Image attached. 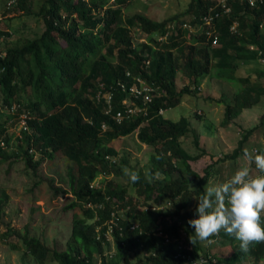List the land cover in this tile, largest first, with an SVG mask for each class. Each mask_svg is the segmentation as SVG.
<instances>
[{"label": "trees", "instance_id": "obj_1", "mask_svg": "<svg viewBox=\"0 0 264 264\" xmlns=\"http://www.w3.org/2000/svg\"><path fill=\"white\" fill-rule=\"evenodd\" d=\"M256 3L227 0L230 11L225 13L217 0H190L185 11L155 21L140 12L124 15L128 0L8 1L37 16L44 29L0 49V163L20 156L35 170L62 151L77 170L70 173L74 199L68 207L77 206L82 213L73 219L64 248L50 247L26 229L18 233L21 249L39 264L48 259L57 264H111L104 255L111 237L124 264H131L138 250L143 256H136L134 264H194L199 258L204 259L201 264L262 261L264 240L241 250L239 241L223 229L210 237L222 236L232 252L215 262L206 247L191 243L193 229L186 222L195 215L194 197L203 194L210 170L195 172L190 162L199 155L180 144V137L190 131L189 120L181 116L173 121L159 112L179 104L183 94L196 92L206 76L238 85L233 101L225 103L224 123L258 102L262 84L248 85L249 75L239 72L247 61L264 62V3ZM206 14L212 17L211 26L203 20ZM132 28L141 31L144 41L136 40ZM208 29L217 35L218 46L206 34ZM8 36L0 31V39L7 41ZM178 71L189 80L180 88ZM137 76L153 88L152 100L145 113L117 122L112 115L129 97L117 82L131 84ZM107 92L113 94L109 112ZM23 114L27 128L21 127L16 138L7 135L6 126ZM135 130L142 142L155 146V153L146 173L138 172L140 180L129 183L133 196L129 187L107 179L110 173L118 176L120 168L106 156L117 155L108 145L111 140ZM101 175L104 180L98 179ZM7 199L0 186V218Z\"/></svg>", "mask_w": 264, "mask_h": 264}, {"label": "rangeland", "instance_id": "obj_2", "mask_svg": "<svg viewBox=\"0 0 264 264\" xmlns=\"http://www.w3.org/2000/svg\"><path fill=\"white\" fill-rule=\"evenodd\" d=\"M8 1L0 0V31L10 33L7 41L6 37L0 39V49L5 43L7 45L12 40L22 41L25 37H33L44 29L43 22L37 16L32 13L24 14L17 7L9 5ZM189 2L190 0H128L123 13L132 15L140 12L155 21H162L185 11ZM189 16L187 14V17ZM132 30L134 36L136 33L138 42L144 41L145 36L139 29ZM240 69V73L249 75L248 85L262 84L263 93L255 105L243 109L228 123L223 122L225 103L233 101L238 85L211 76H206L200 81L196 92L183 94L179 104L162 112L165 118L173 121L181 116L189 120L190 131L180 137L179 141L191 155H199L196 160L190 162L195 172L203 175L204 169L209 166L210 175L205 182L206 186L223 181L237 167L245 164L255 174L257 169L254 162L244 156V151H264V62L247 61L241 64ZM188 83L187 76L178 71L177 87H183ZM191 87L190 89H193ZM6 130L7 135L16 138L20 134L18 118L8 124ZM240 140H243L241 149L230 159L228 155L238 146ZM108 145L117 151L114 157L120 174L116 176L110 173L107 179L127 187L130 181L125 175V170L146 173V167L150 165V156L155 153V146L139 139L138 130L117 137ZM70 173H77L75 164L62 151L54 152L51 159H45L35 170L26 167L24 159L20 156L0 163V186L8 194L0 218V264H39L35 257L20 248L18 233H23L26 229L31 235L44 240L50 247L64 248L65 241L71 234L73 219L82 214L79 207H68L74 199L70 188ZM159 176L156 174V178ZM98 179L104 180V177L101 175ZM129 191L134 194L130 187ZM262 216L264 217V213ZM186 225L188 227L187 222ZM108 239L110 244L106 245L104 250L107 260L111 264H124L122 260L117 259L114 241L111 237ZM197 241L202 247H206L210 256H214L213 262L232 252L230 242L222 236ZM14 244L18 248H13ZM136 256H143L142 250H138L130 257L131 264H134ZM44 264L57 263L48 259ZM259 264H264V258Z\"/></svg>", "mask_w": 264, "mask_h": 264}, {"label": "clouds", "instance_id": "obj_3", "mask_svg": "<svg viewBox=\"0 0 264 264\" xmlns=\"http://www.w3.org/2000/svg\"><path fill=\"white\" fill-rule=\"evenodd\" d=\"M244 156L254 162L255 174L247 164L239 166L229 177L208 184L203 194L194 197L195 215L187 220L193 229L192 244L221 229L239 241L241 250L246 251L252 241L264 240V151L245 150ZM125 175L132 183L140 180L136 171L125 170Z\"/></svg>", "mask_w": 264, "mask_h": 264}, {"label": "built area", "instance_id": "obj_4", "mask_svg": "<svg viewBox=\"0 0 264 264\" xmlns=\"http://www.w3.org/2000/svg\"><path fill=\"white\" fill-rule=\"evenodd\" d=\"M249 2L250 5L257 4L256 2L264 3V0H246ZM217 4H220L222 7V10L220 12L228 13L230 11V7L227 5V0H217ZM219 12V11H218ZM216 16L219 15V13L215 14ZM203 20L205 24L211 26L212 25V17L209 14L204 15ZM184 26H187V24H183ZM232 29H235V26H232ZM206 34L211 38V42L213 45H217L218 43V37L213 33L212 30L208 29L206 31ZM129 74V72H127ZM117 84L120 86L122 91H126L128 94V98H124L122 100L123 107L119 108L112 116L117 122H121L124 118L138 114V113H145L146 104L152 100V91L153 88L151 85H149L145 80L140 78L139 76L134 78V81L131 84H127L122 81H118ZM112 92H107L104 94V97L106 98V112H109L112 107ZM133 96V99L131 96ZM135 99H140L141 104L137 103ZM160 113L163 112L162 109L159 110ZM26 115H22L20 119V126L24 129L27 128L26 123ZM102 127L105 128V124H102ZM107 159H109L111 162H115L116 158L114 156L107 155ZM113 223H116V221H113ZM136 226V225H135ZM166 241L168 238H165ZM203 258H199V260L194 261V264H201L203 262Z\"/></svg>", "mask_w": 264, "mask_h": 264}, {"label": "bare ground", "instance_id": "obj_5", "mask_svg": "<svg viewBox=\"0 0 264 264\" xmlns=\"http://www.w3.org/2000/svg\"><path fill=\"white\" fill-rule=\"evenodd\" d=\"M24 115V114H23ZM19 126H20V121H19ZM20 128H21V126H20ZM23 128V127H22Z\"/></svg>", "mask_w": 264, "mask_h": 264}]
</instances>
